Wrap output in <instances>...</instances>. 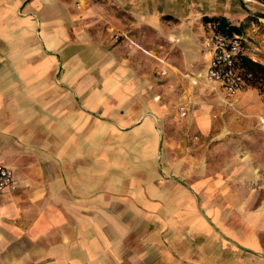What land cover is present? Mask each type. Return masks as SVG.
I'll use <instances>...</instances> for the list:
<instances>
[{
	"label": "crops",
	"instance_id": "obj_1",
	"mask_svg": "<svg viewBox=\"0 0 264 264\" xmlns=\"http://www.w3.org/2000/svg\"><path fill=\"white\" fill-rule=\"evenodd\" d=\"M221 30L264 67V0H0V264H264L263 76L183 149Z\"/></svg>",
	"mask_w": 264,
	"mask_h": 264
},
{
	"label": "built area",
	"instance_id": "obj_2",
	"mask_svg": "<svg viewBox=\"0 0 264 264\" xmlns=\"http://www.w3.org/2000/svg\"><path fill=\"white\" fill-rule=\"evenodd\" d=\"M242 43L239 35L227 36L220 32H214L211 40V58L206 68L205 80L217 83L225 98H233L253 79L252 74L242 67ZM15 189L12 172L0 164V194L13 192Z\"/></svg>",
	"mask_w": 264,
	"mask_h": 264
},
{
	"label": "rangeland",
	"instance_id": "obj_3",
	"mask_svg": "<svg viewBox=\"0 0 264 264\" xmlns=\"http://www.w3.org/2000/svg\"><path fill=\"white\" fill-rule=\"evenodd\" d=\"M259 76L262 77V75L260 74ZM255 82H256L255 86L258 87L260 99L264 102V76L262 78L258 77V80H256ZM235 97L236 95L233 98H225L223 95L221 97H216L214 93L201 92V94L199 95V99L201 98L203 102L210 104L212 106L209 108V110L207 109V111H205L204 113L206 116L210 115L211 120H214V126L211 135H216V136L215 138H209L208 141L202 140L197 134H194L190 139L184 138L183 149L185 151L194 152V151H198V149L200 150V148L201 149L207 148L212 143L215 144L216 146L218 144H221L222 138L221 136L218 135V132H220L219 129L222 127V116L224 114L223 109L227 107L229 110L233 111L234 113H237L238 115L240 114L237 111H235L232 106V101L234 100ZM200 102L201 101H196L195 103L200 104ZM221 102L225 104V107ZM171 107H172L171 110L172 114L177 120H182L183 122L186 119L187 122H190V119L188 118L190 111L186 109L184 103L175 102L172 104ZM182 112L183 114H181ZM259 126L264 132V123L262 122L263 127L261 126V124ZM186 130L188 131V128H186Z\"/></svg>",
	"mask_w": 264,
	"mask_h": 264
},
{
	"label": "trees",
	"instance_id": "obj_4",
	"mask_svg": "<svg viewBox=\"0 0 264 264\" xmlns=\"http://www.w3.org/2000/svg\"><path fill=\"white\" fill-rule=\"evenodd\" d=\"M220 33L230 36L231 33L226 32L221 30ZM241 63H242V67L244 68L245 71L250 72L252 74V77H258V75H262L264 76V67L251 61L250 59H244L243 57H241Z\"/></svg>",
	"mask_w": 264,
	"mask_h": 264
},
{
	"label": "bare ground",
	"instance_id": "obj_5",
	"mask_svg": "<svg viewBox=\"0 0 264 264\" xmlns=\"http://www.w3.org/2000/svg\"><path fill=\"white\" fill-rule=\"evenodd\" d=\"M193 81L195 82L196 80H195V79H193ZM262 122L264 123V120H262Z\"/></svg>",
	"mask_w": 264,
	"mask_h": 264
}]
</instances>
